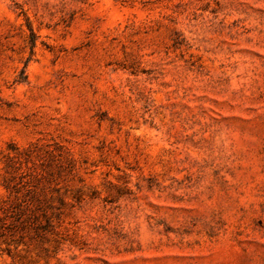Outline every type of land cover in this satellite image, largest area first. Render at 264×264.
<instances>
[{
  "label": "rangeland",
  "instance_id": "rangeland-1",
  "mask_svg": "<svg viewBox=\"0 0 264 264\" xmlns=\"http://www.w3.org/2000/svg\"><path fill=\"white\" fill-rule=\"evenodd\" d=\"M0 264H264V0H0Z\"/></svg>",
  "mask_w": 264,
  "mask_h": 264
}]
</instances>
